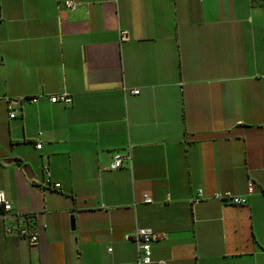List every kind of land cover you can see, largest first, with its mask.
<instances>
[{"label":"crops","instance_id":"1","mask_svg":"<svg viewBox=\"0 0 264 264\" xmlns=\"http://www.w3.org/2000/svg\"><path fill=\"white\" fill-rule=\"evenodd\" d=\"M77 2L0 0V264H264V0Z\"/></svg>","mask_w":264,"mask_h":264},{"label":"built area","instance_id":"2","mask_svg":"<svg viewBox=\"0 0 264 264\" xmlns=\"http://www.w3.org/2000/svg\"><path fill=\"white\" fill-rule=\"evenodd\" d=\"M57 3L61 6H63L66 9H73L77 6L78 2L77 0H56ZM119 38L120 40H125L128 38V33L126 30H121L119 33ZM132 93L137 94L139 91L138 89H133L131 90ZM49 101L52 103H70L72 101L71 96L67 92H62L58 94H52L49 96ZM16 116V112L12 111L10 113V117L13 118ZM37 148L41 147V143L36 144ZM129 155H124L122 153H115L111 161L108 165V168L111 170H116L121 168L124 163L129 162ZM45 170H47L46 167H44ZM60 184L59 183H54V187H58ZM254 191V186L252 181H248L247 184V192L248 193H253ZM212 198L217 199L222 202H227L230 204H242L245 202V199L242 197H238L230 193L229 191L225 192H215L211 195ZM204 199V194L201 189L196 190V194L192 197L191 201L193 203H198ZM143 201L145 203H150L152 199L147 195L143 194ZM0 207L3 210V213H0V218H3L6 216V214L11 210V202L7 199L5 193L0 190ZM3 231L5 233H11L13 231V227L10 225H6L3 228ZM17 233L20 237L28 239L30 244H36L38 241V236L37 233L32 229L29 228L28 226H20L17 227ZM160 237V235L155 234L152 229L150 228H137L133 231L131 236H128L127 239H132L136 242L137 247H138V261L136 264H148L151 262V241ZM161 264H170L166 263L165 261H159Z\"/></svg>","mask_w":264,"mask_h":264}]
</instances>
